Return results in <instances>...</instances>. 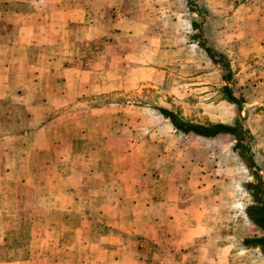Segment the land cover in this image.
Listing matches in <instances>:
<instances>
[{"label": "rangeland", "instance_id": "374dc122", "mask_svg": "<svg viewBox=\"0 0 264 264\" xmlns=\"http://www.w3.org/2000/svg\"><path fill=\"white\" fill-rule=\"evenodd\" d=\"M75 2L91 23L68 26L65 34L82 38L81 68H96L88 93L78 84L64 88L55 80L57 71L23 67L21 75L35 86L26 94L2 88L0 96L7 99L6 124L13 105L21 107L9 105L17 96L38 98L37 105L46 96H65L61 111L78 118L80 126L87 114L92 119V132H69L80 138L77 155L87 156L65 166L60 187L50 179L38 188L16 186L13 174L4 179L0 264H264V250L243 243L264 235L249 222L252 208L264 207V0H66ZM201 46L224 60L215 55L213 62ZM36 54L30 60L47 61ZM222 62L231 71L228 82ZM226 85L239 107L227 102ZM26 107L15 111L18 124ZM49 108L54 114L55 106ZM159 108L194 124L238 121L239 137L180 134L159 116ZM89 109L97 110L90 115ZM104 115L109 119L101 120ZM253 173L261 178V192L253 188ZM154 177L162 192L171 180L176 201H187L189 221L202 225L189 248L136 241L132 230L139 222L130 200L117 201L107 185L121 182L147 199Z\"/></svg>", "mask_w": 264, "mask_h": 264}, {"label": "crops", "instance_id": "0c3cea01", "mask_svg": "<svg viewBox=\"0 0 264 264\" xmlns=\"http://www.w3.org/2000/svg\"><path fill=\"white\" fill-rule=\"evenodd\" d=\"M82 6L79 2L66 3V0H0V89H9L11 93L12 90L13 93L26 91L24 92L26 94L30 87L35 86L36 82L31 78L21 75V68L24 67L27 71H57L61 75L55 80L59 79V83H62L64 88L68 86L71 89L73 84L76 88L78 84L80 89L86 88L88 93L91 84L95 83L91 74H95L96 68L91 67L90 70L81 68L77 59V42L82 41V38L77 40L65 34V28L68 26L91 23L90 20L84 21L87 13ZM44 7L46 10L42 12ZM35 54L46 58L47 61L35 63L34 60H30ZM67 60L71 64L65 66ZM59 63L61 66L58 65ZM26 96H17L9 104L27 106V114L19 124V116L15 111L22 109L14 105V112L9 114L13 116L9 117L11 122L6 120L9 124L5 121L3 123L2 118L5 117L2 106L7 99L3 95L0 96V132H2L0 185L7 183L4 179H8L7 176L13 174L16 180L12 183L16 186L26 187L25 185L35 184L38 188L50 179L49 184L53 183L60 187V181L65 179L63 172L65 166L68 163L73 166L78 158L87 156L77 155L79 152L75 150V142L80 138L71 136L69 132H92L93 126H90L92 119L87 118L90 117L87 114L80 120V126L78 118L66 114L65 110L61 111L58 107H64L66 103L65 96L61 94L59 98L46 96L44 100L39 101V105H37L38 98ZM53 105L56 111L50 115L52 109L49 107ZM96 110L89 109V114L93 115ZM159 116L163 118L160 114ZM107 118L109 119L104 115L101 120ZM7 127L10 131L3 133V130L8 129ZM71 173L75 177L73 168ZM169 181L165 185V191L162 192L161 180L154 177L153 188L145 189L148 193L147 199L137 197L139 193L127 189L121 182H109L107 185L117 201L130 200V207L134 210L132 215L137 217L139 222L135 224L136 229L132 230L138 234L136 241L148 240L157 244L162 240L173 242L171 249H186L199 237L202 225L189 221V214L185 209L187 201L182 199L176 201L175 193L172 192L173 184ZM120 184L124 186V191L118 187ZM91 189L92 187L87 186L85 191L90 193ZM74 192H77L76 188ZM92 197V194L88 195L90 200L93 199ZM144 207L150 211L146 212ZM16 215L18 214H14L13 217ZM249 222L251 223L250 220Z\"/></svg>", "mask_w": 264, "mask_h": 264}, {"label": "trees", "instance_id": "16d2710c", "mask_svg": "<svg viewBox=\"0 0 264 264\" xmlns=\"http://www.w3.org/2000/svg\"><path fill=\"white\" fill-rule=\"evenodd\" d=\"M207 56L213 61L215 55L219 56V59L224 60L223 55L220 52H214L212 48L207 46H201ZM214 62V61H213ZM220 66L223 67L225 70L226 76H224V81L228 82L230 80L231 71L229 66L226 62L220 63ZM224 91L226 92V100L227 102L239 107L240 101L234 96L233 91L231 88L226 85L224 86ZM158 113L163 116L165 120H167L173 127V129L183 135H194L199 138L203 139H214L219 135L229 134L234 136L236 139L239 137V128L240 125L238 121L234 123V125H226V124H211V125H204V124H194L191 122H186L182 118H180L175 112L167 109V108H159ZM238 144L233 146V151L238 149ZM249 152L250 150L247 149ZM253 176H256V182L254 187L256 190L261 192L263 188V183L261 182V178L253 173ZM262 200L264 201V192H262ZM249 220L255 226L261 228L264 231V207H254L252 208V213L249 216ZM245 245H253L256 248H260L264 250V235L259 238H252V239H245L243 242Z\"/></svg>", "mask_w": 264, "mask_h": 264}]
</instances>
